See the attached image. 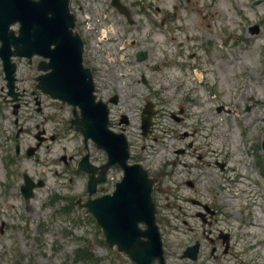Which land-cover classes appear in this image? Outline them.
I'll use <instances>...</instances> for the list:
<instances>
[{"label": "rangeland", "instance_id": "rangeland-1", "mask_svg": "<svg viewBox=\"0 0 264 264\" xmlns=\"http://www.w3.org/2000/svg\"><path fill=\"white\" fill-rule=\"evenodd\" d=\"M154 5L159 12L152 26L146 20L128 25L130 31L120 33L126 41H110L117 34L114 23L102 24L94 37L89 28L92 14L99 13L97 22L108 14L120 20L109 0H70L82 23L81 39L90 36L83 61L92 70L95 93L105 102L118 95L116 104L108 103L113 130L119 131L118 117L125 114L130 153L155 179L152 196L165 263L264 264V0H154ZM132 38L136 45H130ZM138 50L146 51L144 59H136ZM38 59H14L15 85L22 93L16 115L0 94V264H135L104 244L100 229L76 204L87 197L86 173L75 169L84 153L82 138L68 128L70 106L36 89ZM4 85L0 61V93ZM146 102L155 109V124L143 137L140 112ZM181 109L184 118L177 120ZM36 125L46 139L27 156ZM180 148L184 152L177 153ZM89 152L94 164L105 160L91 143ZM23 173L43 181L29 198L19 189ZM107 175L105 188L111 190L121 171L112 166ZM195 200L216 210L210 224L196 216L201 209ZM220 230L229 235L226 251ZM196 240L197 259L183 258L185 246Z\"/></svg>", "mask_w": 264, "mask_h": 264}, {"label": "water", "instance_id": "water-1", "mask_svg": "<svg viewBox=\"0 0 264 264\" xmlns=\"http://www.w3.org/2000/svg\"><path fill=\"white\" fill-rule=\"evenodd\" d=\"M68 1L0 0V58L8 92L13 94V99L17 98L13 93L15 63L11 60L12 55L28 57L29 61L33 54L48 59L37 64L38 69L46 71L36 77L37 87L72 105L73 117L69 119V125L83 135L86 149L90 138L107 153L108 159L101 166V176H89L88 193L95 190L96 181L104 179L103 174L110 164L118 163L124 168V175L112 194L88 199L82 205L101 228L108 247L115 244L136 264H151L154 259L165 264L150 195L151 180L140 165L126 163L127 141L123 133H115L108 128L107 106L101 100H95L91 72L82 62V42L78 33L72 30L74 16L69 11ZM15 22L18 23L16 31L9 28ZM143 112L147 113L141 124L145 134L152 112L147 106ZM262 146L264 148V140ZM78 169L91 171L88 153L78 161ZM24 178L25 185L21 188L28 196L33 184L27 176ZM139 222L145 227L141 228ZM221 236L227 241L226 235ZM197 250L198 242H195L185 249L183 255L195 258Z\"/></svg>", "mask_w": 264, "mask_h": 264}, {"label": "flooded vegetation", "instance_id": "flooded-vegetation-1", "mask_svg": "<svg viewBox=\"0 0 264 264\" xmlns=\"http://www.w3.org/2000/svg\"><path fill=\"white\" fill-rule=\"evenodd\" d=\"M117 2L121 5L122 10H124L123 13H119L117 9L111 6L110 0H109V5L118 14V18L120 20H117L116 18H113L110 20L109 14L108 16H106L105 19H102L99 22H95L94 20L91 26V36L94 37L97 32L99 33V31L102 29L101 28L102 24L114 23L115 28L118 32L116 31L117 34L114 37L110 38V41H117L119 39H123L124 41H126L125 38L121 36L120 33H128L130 31L128 25H133V24L139 25L142 21L146 20L152 26L154 23V14H157L159 12V7L154 5V0H117ZM80 9H82L81 6H80ZM86 23L87 21L84 20L83 24H86ZM77 25H78L79 30H81L82 23L78 21ZM151 26H150V31L152 32ZM137 29H141L140 26H138ZM149 35H150V32H149ZM89 38L88 37L85 38L84 40L85 45H87ZM136 44H137V39L132 38L130 40V45H136ZM136 53H135V57H136ZM93 72L97 76L98 80L101 79V76H100L101 74L98 75L96 69H93ZM112 95L110 94L107 97V100H110ZM135 161L139 162L140 161L139 157H135ZM101 190L105 191L104 185H99V191L101 192Z\"/></svg>", "mask_w": 264, "mask_h": 264}, {"label": "trees", "instance_id": "trees-1", "mask_svg": "<svg viewBox=\"0 0 264 264\" xmlns=\"http://www.w3.org/2000/svg\"><path fill=\"white\" fill-rule=\"evenodd\" d=\"M80 251V249H77L76 250V252H79ZM85 255H86V257H87V259L89 258V256L87 255V251L85 250ZM92 260V259H91Z\"/></svg>", "mask_w": 264, "mask_h": 264}, {"label": "bare ground", "instance_id": "bare-ground-1", "mask_svg": "<svg viewBox=\"0 0 264 264\" xmlns=\"http://www.w3.org/2000/svg\"><path fill=\"white\" fill-rule=\"evenodd\" d=\"M231 148H233L232 144H231ZM238 182L241 183V175H240V179L238 180ZM229 202H232L231 200H228ZM257 228V227H256Z\"/></svg>", "mask_w": 264, "mask_h": 264}]
</instances>
